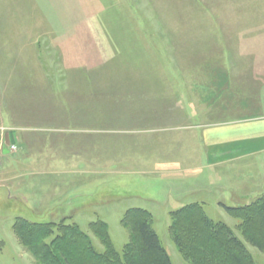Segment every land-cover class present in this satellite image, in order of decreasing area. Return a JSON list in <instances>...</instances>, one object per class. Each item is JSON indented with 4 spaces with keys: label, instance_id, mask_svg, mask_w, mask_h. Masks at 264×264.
Here are the masks:
<instances>
[{
    "label": "rangeland",
    "instance_id": "obj_1",
    "mask_svg": "<svg viewBox=\"0 0 264 264\" xmlns=\"http://www.w3.org/2000/svg\"><path fill=\"white\" fill-rule=\"evenodd\" d=\"M2 20L55 21L63 25L64 38L95 35L103 40H97L88 61L71 51L70 61L63 56L32 65L62 73L63 67L70 73H63L59 83L53 75L28 77L47 85L54 81L59 101L61 85L75 84L74 91L66 87L61 110L53 107L52 95L47 101L52 107L42 105L47 97L34 86L31 96L15 89L22 81L20 71L0 76V88L10 85L0 93V264H39L14 231L18 219L75 223L99 253L105 248L92 225L103 222L122 255L132 237L122 223L130 209L151 213L172 264H189L170 229L173 214L191 206L203 208L212 223L229 229L254 264H264V252L242 234V221L225 210L244 208L264 196V157L216 166L202 139V125L215 128L220 125L213 122L244 116L246 109L234 112L214 102L219 97L226 104V95L237 89L230 85L231 69L249 68L253 77L254 69L262 67L256 59L264 60V0H0ZM70 21L72 27H66ZM93 21L97 27L92 29L87 24ZM39 30L48 31L43 26ZM128 46L130 50H116ZM3 63L15 62L1 56ZM78 66L88 72L73 69ZM125 70L134 74H122ZM202 70L228 75L205 78ZM150 71L161 74L155 77L158 83L165 80L156 95L120 92L127 82L138 87L146 83ZM216 77L220 86L210 83ZM156 79L149 84L156 85ZM207 79L211 86L202 90ZM87 85L103 91L88 92ZM81 89L85 92L78 94ZM98 158L97 164L90 161ZM188 221L183 222L202 233L201 220Z\"/></svg>",
    "mask_w": 264,
    "mask_h": 264
},
{
    "label": "crops",
    "instance_id": "obj_2",
    "mask_svg": "<svg viewBox=\"0 0 264 264\" xmlns=\"http://www.w3.org/2000/svg\"><path fill=\"white\" fill-rule=\"evenodd\" d=\"M60 22V21H59ZM64 23V22H63ZM70 26L66 27H72V22H67ZM96 22H92L91 24H87L88 26H91L92 29L97 27L94 25ZM58 23L55 21H30V20H2L0 21V76L1 75H14L20 71V74L22 73V81L19 82V85L17 88L12 87L13 89H19L20 91H24L27 96H31L30 93L32 92L33 86L37 89L41 90V93H44V96L47 97L45 101L42 102V105L45 106H51V104H47V101H52L50 98H55V105L53 107L60 108L64 107L65 102L63 95H65L68 90L74 91L75 84L73 83H65L66 87H64V84L61 85L63 87L64 93L62 94V100L59 101V97L56 96V83H59L60 80L63 78V73L70 75L68 72H64L63 67L60 68L62 71H56L55 68L46 70V66L42 67L43 71H41V67H33L32 65H38V62H42L43 59L46 58H53L55 60L63 58L65 56L68 61H70V58L72 55L69 53L72 51V53L78 54L81 53L82 59H86L85 61L89 60V57H86L89 55H94L96 53V43L97 40L102 39V37H96L95 35H82L83 37H65L63 36V32L60 30L62 29L63 25H57ZM62 24V23H59ZM45 27L48 29V31L39 30L40 27ZM77 27V26H75ZM11 28H16V31H10ZM79 28V26L77 27ZM13 32V35H16V39L13 36H9L10 33ZM94 33V31H92ZM103 40V39H102ZM11 41H15V45H11ZM124 43H127L124 40ZM80 44V46H78ZM98 45V44H97ZM99 47V51H103L104 48L102 46ZM124 48H118L116 50L118 51H126L130 50L131 47L128 46ZM111 50V49H110ZM137 51H140L141 48L137 47ZM1 56L4 57L6 60H11L15 63H11L10 66H5L6 64H1ZM36 62V64H33V61ZM40 60V61H39ZM251 60L250 57H246V61ZM22 61V62H17ZM38 61V62H37ZM256 63L258 65H262V67L255 68L253 77H250L252 72H249V68H243L242 72L239 70L231 69L229 76L230 78V85L236 87L237 89H232L230 91L228 96V99L226 100V104H224L223 99H219V97L215 99L214 106H220V105H226L228 106L231 111L237 112L238 109L240 111H245L244 116L242 118H235L226 120L225 122H213L217 125H220L219 127L215 128H208L206 126H209L207 124L202 125V130L204 131L202 133V139L205 141V146L208 147L206 156L208 157L210 163H215L216 166H222L225 164L240 162L244 160H248L250 158L254 157H264V60L263 58L256 59ZM44 62V61H43ZM63 63V61H62ZM30 65V66H29ZM28 66V67H27ZM69 70L72 68L67 67ZM82 68L81 66L74 67L73 69H79ZM87 69H82L79 71L80 73L88 72ZM246 69V70H245ZM108 69L105 68L104 71H107ZM251 70V69H250ZM42 72V73H40ZM130 72L128 70H125L122 72V74H134V73H127ZM141 69L136 70L135 73H140ZM34 73L37 75H44L47 76H54V80L50 85H47L46 83H42L44 80H40L39 78H28L29 76H35ZM90 73V72H89ZM218 73V74H217ZM18 75V74H17ZM23 75H26V77H23ZM72 75V73H71ZM82 76H85L87 74H81ZM145 75L150 76V78L147 80L146 83H140L138 87L137 84L131 85H121L119 87L120 92L126 89H131L136 95L146 96V98H150L152 95H156V92H159V87H161L165 80L161 79L162 83H158V80L155 77H159L161 74L156 71H150L149 74L145 73ZM176 76V74H168ZM200 75V74H199ZM219 76V75H228L223 74L218 71H215V73H207L205 70H202V77L207 78V76ZM260 75L262 76V82L261 84H257L255 81L259 80ZM40 77V76H39ZM177 77V76H176ZM240 77L243 78L240 81ZM257 77V78H255ZM178 78V77H177ZM251 78V79H250ZM156 79V85L149 84L150 80ZM65 81L63 80V83ZM210 82V80H209ZM216 86H220L221 80L217 79V77L211 80L210 83L214 84ZM259 82V81H258ZM5 83V81L3 82ZM2 83V84H3ZM162 84V85H161ZM258 86H256V85ZM6 85V83H5ZM161 85V86H160ZM187 85V84H186ZM202 90L206 89L207 87H210L211 85L207 81L202 80ZM255 85V86H254ZM80 87V85H78ZM83 86V85H82ZM133 86V87H131ZM159 86V87H158ZM240 86L241 89L239 88ZM9 86L0 88V93L7 91L9 89ZM200 87V86H199ZM22 89V90H21ZM88 92H98L103 91L98 88V86L94 85H87ZM141 89V90H139ZM78 90L77 93L81 94L85 91ZM147 92L145 95L143 93ZM156 90V92H155ZM239 90L242 91L239 94ZM34 92V91H33ZM105 92V91H104ZM155 92V93H154ZM52 95V97H51ZM98 95V94H97ZM3 96V95H2ZM43 96V95H42ZM95 96L97 99H99L98 96ZM107 92L102 94V102L103 100L108 97ZM80 98V97H79ZM256 98V100H255ZM78 100V99H77ZM256 102L255 103H253ZM61 104H58V103ZM4 103V102H3ZM74 103H79V101H76ZM96 104H100L98 101ZM62 105V106H61ZM257 109L258 111H255ZM59 110V111H60ZM248 110H253L254 112H248ZM106 116L100 117L104 118ZM109 121L110 119L107 118ZM212 130V131H211ZM203 145V144H202ZM123 153L122 150L120 149ZM97 157V156H95ZM95 162V164L99 163L100 160H90ZM101 164V163H100ZM105 165V164H104ZM103 165V166H104ZM109 169V167L107 168ZM65 188V187H64ZM56 209H54L55 211Z\"/></svg>",
    "mask_w": 264,
    "mask_h": 264
},
{
    "label": "trees",
    "instance_id": "obj_3",
    "mask_svg": "<svg viewBox=\"0 0 264 264\" xmlns=\"http://www.w3.org/2000/svg\"><path fill=\"white\" fill-rule=\"evenodd\" d=\"M225 210L242 221L245 239L264 252V196L244 208L225 207ZM173 220L170 232L176 244L180 243L179 250L189 264H254L243 243L224 225L212 223L203 208H184L173 214ZM184 220H201L202 233ZM122 223L132 232L122 255L114 248L108 226L103 222L92 225L104 245L102 253L96 250L89 234L75 223L35 224L18 219L14 231L39 264H172L152 226L150 212L130 209Z\"/></svg>",
    "mask_w": 264,
    "mask_h": 264
}]
</instances>
